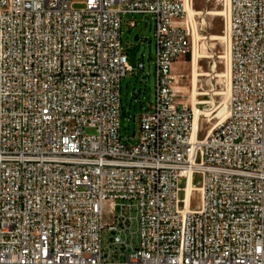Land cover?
Returning <instances> with one entry per match:
<instances>
[{"label":"built area","instance_id":"1","mask_svg":"<svg viewBox=\"0 0 264 264\" xmlns=\"http://www.w3.org/2000/svg\"><path fill=\"white\" fill-rule=\"evenodd\" d=\"M188 2L0 9V264H264V0H229L230 106L203 138L172 70L191 50ZM123 14L156 23L135 142Z\"/></svg>","mask_w":264,"mask_h":264},{"label":"rangeland","instance_id":"2","mask_svg":"<svg viewBox=\"0 0 264 264\" xmlns=\"http://www.w3.org/2000/svg\"><path fill=\"white\" fill-rule=\"evenodd\" d=\"M75 7H82L83 0H73ZM195 13L183 19L190 32L191 50L180 57L172 67L176 77L174 84L180 99L194 110L197 106L209 116H200L201 138L215 126L227 112L225 93L228 79V61L230 46L226 39L225 20L228 16V0H192ZM132 25V26H130ZM155 20L152 16L142 14L122 15L121 39L129 56V63L135 68L122 82L123 109L120 119L121 135L126 141L135 142L139 130V115L151 108L155 102L156 75L154 57ZM139 40H135V36ZM199 53L196 66L193 57ZM144 63L143 70L138 64ZM199 74V75H198ZM193 90L202 93L193 100ZM229 105V104H228ZM107 221L110 216L106 214Z\"/></svg>","mask_w":264,"mask_h":264},{"label":"bare ground","instance_id":"3","mask_svg":"<svg viewBox=\"0 0 264 264\" xmlns=\"http://www.w3.org/2000/svg\"><path fill=\"white\" fill-rule=\"evenodd\" d=\"M3 5H12V0H0V9H3ZM186 10H187L188 15L190 17H192L194 14H196L195 11H194V9L192 8V4L190 2L187 3ZM229 10H230V7L228 8V14H229ZM226 39L229 42V37L228 36H227ZM228 54H229V61H228V75L227 76H228V79H229V83H228L226 92H224L225 93V97L227 98V104H226L227 112H228V109H229V106H230V98H231V93H232V84H231V57H230V52ZM198 58H199V53L196 52L195 55H194V57H193V61H192L194 67L197 64ZM201 94L202 93H197L196 90H193V95L192 96H193V100H194V102L196 104L202 103L200 101H197V96L198 95H201ZM227 112H226V114H227ZM194 113H195L196 123L198 124V135H200V116L202 114H205V115L209 116V114H206L203 111L201 112V110H199V108L197 106H194ZM226 114H225V116H222L221 117V120L217 124H220L221 122H223V120L226 117ZM210 130L211 129H209V131Z\"/></svg>","mask_w":264,"mask_h":264},{"label":"water","instance_id":"4","mask_svg":"<svg viewBox=\"0 0 264 264\" xmlns=\"http://www.w3.org/2000/svg\"><path fill=\"white\" fill-rule=\"evenodd\" d=\"M134 39H135L136 41L139 40V36L136 35Z\"/></svg>","mask_w":264,"mask_h":264}]
</instances>
